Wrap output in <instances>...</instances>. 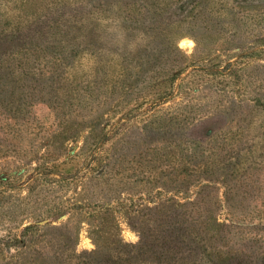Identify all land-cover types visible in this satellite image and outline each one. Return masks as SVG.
<instances>
[{
    "label": "rangeland",
    "instance_id": "1",
    "mask_svg": "<svg viewBox=\"0 0 264 264\" xmlns=\"http://www.w3.org/2000/svg\"><path fill=\"white\" fill-rule=\"evenodd\" d=\"M16 30L49 55L0 59V264H132L174 217L178 264H264V0H0Z\"/></svg>",
    "mask_w": 264,
    "mask_h": 264
},
{
    "label": "trees",
    "instance_id": "2",
    "mask_svg": "<svg viewBox=\"0 0 264 264\" xmlns=\"http://www.w3.org/2000/svg\"><path fill=\"white\" fill-rule=\"evenodd\" d=\"M123 4L125 5V7H128V9L130 10V13H133V14L138 13V10L134 7L133 2L128 3L127 1H125L123 2ZM127 4H130V5L127 6ZM82 24L83 25L81 26V45H82L83 51L88 61L87 66H89V70H90L89 75L91 76V78L94 79L95 73H96V67L94 66L95 58L93 55L97 47V42H96V38L98 35L97 27L95 25V22L92 19L85 20ZM53 25H55V22H52L51 26ZM69 33L71 32L68 31L66 33L67 37H70ZM32 39L33 38L29 35L23 36L22 34L18 33V30H16L14 34L9 35L8 41H5L4 38L1 37L0 38V59L8 58L9 56H13V55L22 56L23 53L26 51H30V56H36L38 54H41L44 57H47L45 56V54L46 55H49V54L47 52H44L45 54H42L43 52H39V50L37 49H40L42 46H40V44L39 45L33 44ZM14 43H17V44H14ZM70 44L74 46L77 45L75 43H72L71 41H70ZM32 46H37V47L33 48ZM175 48L181 52L180 48L178 47L176 43H175ZM46 59H48V62L51 65V63H53L55 59V56L54 55L50 57L48 56V58ZM53 64H55V62ZM183 71H184L183 69H179L173 76H171V79L175 78V75L181 74ZM45 154L47 155L49 154V152L46 151ZM52 158L53 159L51 160L52 162L49 167L50 169L41 168V164L37 165V168L35 169L36 176L41 177L43 175L47 176L52 173H57V170L55 169L59 168L63 164V160L68 159L69 156H66V157L64 156L63 159L60 160V162H58L57 160L58 157L53 156ZM59 175L62 178H65L71 174L69 173L60 174L59 173ZM63 215H65L64 212L62 211L60 212L57 210L55 212L53 211L52 213H50V218L55 217L57 219ZM157 219H159V217ZM161 219L164 220V218H161ZM39 226L40 225H37L34 223H28L24 226V230L28 231L34 227L38 228ZM151 232L152 233L154 232L155 241L153 240L152 243L147 242V241L145 242V238L147 236H145L142 231V233L140 232L139 241L136 244L132 245L134 248H136V252L139 254V259L134 261L132 264H144L145 262H147L148 259H149L148 261H150V264H178L180 263V260H182L181 255H183V250L178 245L179 237L177 238V236L179 235V227L176 223L175 217L174 219L170 218L169 222L158 225L156 229H152ZM55 243L56 242H53L51 246H49L48 250H46V248L44 247H39V246L35 247V255L42 257V255H44L46 251L52 250L53 252H55L58 248L57 244ZM75 244H76V239L73 241V246H65V249L70 250L71 255H69V258L67 259H61L58 262V264H99L98 262L92 261L95 258L97 259V256L100 255V249L98 248L99 244L96 243L95 249L90 251L91 253L90 255H88V257L86 255L89 252L85 254L76 253V251H74ZM115 245L117 249H122V248L127 247L125 244L121 243L120 238L116 239ZM58 250L60 251L59 253H62L61 248H59ZM148 250H150L149 255L151 256L148 255ZM194 262L195 261H193V263Z\"/></svg>",
    "mask_w": 264,
    "mask_h": 264
},
{
    "label": "bare ground",
    "instance_id": "3",
    "mask_svg": "<svg viewBox=\"0 0 264 264\" xmlns=\"http://www.w3.org/2000/svg\"><path fill=\"white\" fill-rule=\"evenodd\" d=\"M191 42H192V41H190V40H183V41H182L183 44L188 43L189 45L192 44Z\"/></svg>",
    "mask_w": 264,
    "mask_h": 264
},
{
    "label": "water",
    "instance_id": "4",
    "mask_svg": "<svg viewBox=\"0 0 264 264\" xmlns=\"http://www.w3.org/2000/svg\"><path fill=\"white\" fill-rule=\"evenodd\" d=\"M44 222H46V220H42V221H40L39 223H44Z\"/></svg>",
    "mask_w": 264,
    "mask_h": 264
}]
</instances>
